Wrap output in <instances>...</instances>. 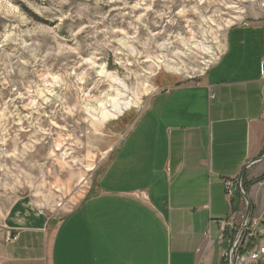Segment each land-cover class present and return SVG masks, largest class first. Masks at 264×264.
Instances as JSON below:
<instances>
[{
    "label": "rangeland",
    "instance_id": "rangeland-1",
    "mask_svg": "<svg viewBox=\"0 0 264 264\" xmlns=\"http://www.w3.org/2000/svg\"><path fill=\"white\" fill-rule=\"evenodd\" d=\"M262 17L264 0H0V226L21 203L77 207L150 98Z\"/></svg>",
    "mask_w": 264,
    "mask_h": 264
},
{
    "label": "crops",
    "instance_id": "crops-1",
    "mask_svg": "<svg viewBox=\"0 0 264 264\" xmlns=\"http://www.w3.org/2000/svg\"><path fill=\"white\" fill-rule=\"evenodd\" d=\"M260 20L230 30L203 78L150 98L77 207L58 217L10 208L0 264H222L220 226L235 210L223 183L252 162L242 179L250 215L264 210ZM235 211L244 214L242 198Z\"/></svg>",
    "mask_w": 264,
    "mask_h": 264
},
{
    "label": "built area",
    "instance_id": "built-area-1",
    "mask_svg": "<svg viewBox=\"0 0 264 264\" xmlns=\"http://www.w3.org/2000/svg\"><path fill=\"white\" fill-rule=\"evenodd\" d=\"M260 76L264 80V58L260 61ZM225 194L228 197H234L238 192L236 181L226 180L223 183ZM244 214L240 215L235 210L229 216V219L220 226L221 240L228 244V248L220 253L222 264H234V258L237 251L250 252V262L264 260V238L256 237L257 229H264V212L256 216H249L243 226V230L238 234L243 225ZM233 236L232 238L229 236ZM249 242H256V249H249Z\"/></svg>",
    "mask_w": 264,
    "mask_h": 264
},
{
    "label": "water",
    "instance_id": "water-1",
    "mask_svg": "<svg viewBox=\"0 0 264 264\" xmlns=\"http://www.w3.org/2000/svg\"><path fill=\"white\" fill-rule=\"evenodd\" d=\"M264 157V155L262 156V158ZM261 159H259L258 161H260ZM255 163L257 162H252L251 164H249V166H247L246 168H244V170L241 172L238 180H237V188H238V193L240 195V197L243 199L244 203H245V212H244V217H243V225H242V228L238 234V237L240 236L242 230H243V226L245 224V222L247 221V219L249 218L250 216V213H251V206H250V203H249V200H248V197H247V194L244 192L243 188H242V179H243V174L244 172L250 168L252 165H254Z\"/></svg>",
    "mask_w": 264,
    "mask_h": 264
},
{
    "label": "bare ground",
    "instance_id": "bare-ground-1",
    "mask_svg": "<svg viewBox=\"0 0 264 264\" xmlns=\"http://www.w3.org/2000/svg\"><path fill=\"white\" fill-rule=\"evenodd\" d=\"M264 212V210H263ZM256 237L257 238H264V229H257L256 230ZM256 249V242L253 243V248ZM250 261V252H242L237 251V255L234 258V264H247Z\"/></svg>",
    "mask_w": 264,
    "mask_h": 264
},
{
    "label": "trees",
    "instance_id": "trees-1",
    "mask_svg": "<svg viewBox=\"0 0 264 264\" xmlns=\"http://www.w3.org/2000/svg\"><path fill=\"white\" fill-rule=\"evenodd\" d=\"M242 188H243V190H244V192L246 193V190H247V186H246V184L243 182V180H242ZM240 195L237 193L232 199H231V202H232V204H233V207L235 208V210H236V208H237V206H238V203H239V200H240ZM229 237H233L232 235L231 236H229ZM251 247V245L249 246V248Z\"/></svg>",
    "mask_w": 264,
    "mask_h": 264
}]
</instances>
